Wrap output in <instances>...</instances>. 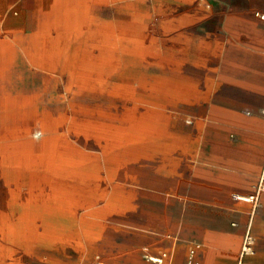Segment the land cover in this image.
I'll return each instance as SVG.
<instances>
[{"label": "rangeland", "instance_id": "374dc122", "mask_svg": "<svg viewBox=\"0 0 264 264\" xmlns=\"http://www.w3.org/2000/svg\"><path fill=\"white\" fill-rule=\"evenodd\" d=\"M232 9L263 18L264 0H64L36 33L8 44L0 264L104 260L103 248L126 230L116 199L139 159L133 144L172 136L176 126L186 133L191 109L213 100L218 82L198 58L212 13ZM263 179L264 168L234 264H264Z\"/></svg>", "mask_w": 264, "mask_h": 264}, {"label": "crops", "instance_id": "0c3cea01", "mask_svg": "<svg viewBox=\"0 0 264 264\" xmlns=\"http://www.w3.org/2000/svg\"><path fill=\"white\" fill-rule=\"evenodd\" d=\"M63 1L0 0V58ZM262 17L254 9L210 16L206 54L198 59L218 82L213 100L191 109L186 133L176 126L172 136L133 144L139 159L116 199L126 230L103 248L106 264H185L193 243L201 244V264L235 263L254 208L248 196L264 168ZM164 253L162 263L153 260Z\"/></svg>", "mask_w": 264, "mask_h": 264}, {"label": "built area", "instance_id": "2783aa9c", "mask_svg": "<svg viewBox=\"0 0 264 264\" xmlns=\"http://www.w3.org/2000/svg\"><path fill=\"white\" fill-rule=\"evenodd\" d=\"M249 197H250V200H254L255 199V195L254 194L250 195ZM251 244H252V240L250 239V237L246 238L245 249H247V246H251ZM200 248H201V244L200 243H193L192 244V246L189 249L188 257L186 259V263L185 264H201L200 259L198 258V251H199ZM166 256H167V254L164 253L161 257L154 258L153 260L157 261L159 263H162ZM95 264H105V262L102 261V260H98V261H96ZM170 264H173V263H170Z\"/></svg>", "mask_w": 264, "mask_h": 264}, {"label": "bare ground", "instance_id": "6f19581e", "mask_svg": "<svg viewBox=\"0 0 264 264\" xmlns=\"http://www.w3.org/2000/svg\"><path fill=\"white\" fill-rule=\"evenodd\" d=\"M5 65V64H4ZM7 89V88H6ZM3 93V92H2ZM18 94V93H17ZM14 95V94H13ZM4 96H5V94H4ZM15 98V97H14ZM35 98V97H34ZM19 99V98H18ZM17 99V100H18ZM14 101V100H13ZM33 102V101H32ZM16 104H17V101L15 102ZM13 104V103H12ZM33 104V103H32ZM10 105V104H9ZM2 115V114H1ZM13 115V114H12ZM11 116V115H10ZM1 117V116H0ZM7 119H5V121H6ZM26 135H28V133L26 132ZM248 199H250V197L248 196Z\"/></svg>", "mask_w": 264, "mask_h": 264}]
</instances>
